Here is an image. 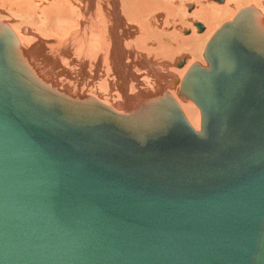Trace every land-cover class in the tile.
<instances>
[{
  "label": "water",
  "instance_id": "obj_1",
  "mask_svg": "<svg viewBox=\"0 0 264 264\" xmlns=\"http://www.w3.org/2000/svg\"><path fill=\"white\" fill-rule=\"evenodd\" d=\"M4 42L0 264H264V122L239 150L249 161L231 153L187 164L175 144L162 151L170 160L148 154L147 143L125 150L114 134L86 133L98 126L59 103L40 106Z\"/></svg>",
  "mask_w": 264,
  "mask_h": 264
},
{
  "label": "bare ground",
  "instance_id": "obj_2",
  "mask_svg": "<svg viewBox=\"0 0 264 264\" xmlns=\"http://www.w3.org/2000/svg\"><path fill=\"white\" fill-rule=\"evenodd\" d=\"M20 1L19 24L0 22L3 52L40 106L59 103L125 150L147 143L170 160L162 151L175 144L187 164L231 153L249 161L239 150L264 122V0H190V14L178 0ZM242 3L253 6L231 15Z\"/></svg>",
  "mask_w": 264,
  "mask_h": 264
},
{
  "label": "rangeland",
  "instance_id": "obj_3",
  "mask_svg": "<svg viewBox=\"0 0 264 264\" xmlns=\"http://www.w3.org/2000/svg\"><path fill=\"white\" fill-rule=\"evenodd\" d=\"M157 1H163L164 3H167V6L172 5V4H174L176 2L175 4L178 5L179 8H180V5H181V9L184 8L181 11V14H182L183 11H185V12L187 11L189 14L194 11V7H191V10H186L188 8L185 7V6H186V4L188 2H190V0H188V1L187 0H180V1L178 0V3L181 2V4H178L177 1H175V0H173V1L172 0H166V2H165V0H156V2ZM21 3H22V5H21ZM191 3H194V2H191ZM214 4H215V2H214ZM164 5H166V4H164ZM247 5L253 6L252 4H246V3L243 4L242 3L241 5L238 6L237 9L234 10V12L231 15H235L237 12H239L243 8L248 7ZM24 6H25V3L21 2L20 0H0V15L1 16L3 15L6 18V20H1L0 22H4V23L7 24V18L10 19L11 21H12V18H13V22L16 23L15 25L19 24V22H18L19 21V14L18 13H20L22 11V9H23ZM255 9H256V7H255ZM256 11H257V9H256ZM227 21H230V18L226 16V18L224 20L218 21L217 23H218V25H220L222 23H226ZM182 56L185 57V54L182 55ZM80 78L81 77L78 76V77L74 78V81L77 82V83L79 82V84H80V83H82V81L80 80Z\"/></svg>",
  "mask_w": 264,
  "mask_h": 264
}]
</instances>
